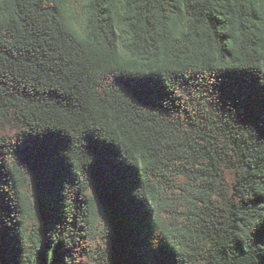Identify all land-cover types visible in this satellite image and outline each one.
Returning a JSON list of instances; mask_svg holds the SVG:
<instances>
[{
  "label": "trees",
  "instance_id": "trees-1",
  "mask_svg": "<svg viewBox=\"0 0 264 264\" xmlns=\"http://www.w3.org/2000/svg\"><path fill=\"white\" fill-rule=\"evenodd\" d=\"M0 264H264V0H0Z\"/></svg>",
  "mask_w": 264,
  "mask_h": 264
},
{
  "label": "snow or ice",
  "instance_id": "snow-or-ice-1",
  "mask_svg": "<svg viewBox=\"0 0 264 264\" xmlns=\"http://www.w3.org/2000/svg\"><path fill=\"white\" fill-rule=\"evenodd\" d=\"M68 3H70V4L73 3V0H68Z\"/></svg>",
  "mask_w": 264,
  "mask_h": 264
}]
</instances>
